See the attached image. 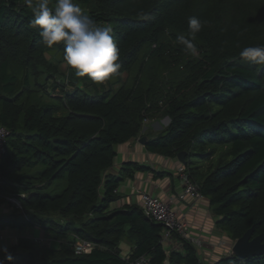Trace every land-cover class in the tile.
<instances>
[{
	"label": "trees",
	"instance_id": "trees-1",
	"mask_svg": "<svg viewBox=\"0 0 264 264\" xmlns=\"http://www.w3.org/2000/svg\"><path fill=\"white\" fill-rule=\"evenodd\" d=\"M73 2L112 29L120 69L103 84L76 77L67 65L61 70L63 42L43 43L29 27L25 0H0V125L8 130L0 206L11 207L0 208V231L39 226L47 241L19 234L0 245L12 256L9 262L0 251V264H133L139 257L147 264H264V253L231 252L208 263L178 234L167 252L161 225L141 205L110 206L120 181L135 171L161 174L137 161L113 172L116 145L145 135L153 127L145 119L167 117L165 125L155 121L160 131L146 137L145 148L168 157L186 152L181 166L231 240L251 227L252 236L264 233V65L239 57L244 47L264 45V0ZM193 16L206 23L189 53L176 37L187 36ZM215 146L230 158L197 165L193 157L211 160ZM64 176L65 186L52 193V181ZM123 238L133 243L127 258L119 253ZM75 239L95 247L76 254Z\"/></svg>",
	"mask_w": 264,
	"mask_h": 264
},
{
	"label": "crops",
	"instance_id": "crops-1",
	"mask_svg": "<svg viewBox=\"0 0 264 264\" xmlns=\"http://www.w3.org/2000/svg\"><path fill=\"white\" fill-rule=\"evenodd\" d=\"M61 70L66 68L65 63L60 64ZM160 120L161 125L167 123V117L151 118L144 124L147 127L152 124V128H148L144 136L151 137L156 135L158 132L159 123L155 122ZM138 136L134 140H129L124 143L117 144L115 147V158L112 171L115 172L121 164L125 161H137L138 163L149 167L153 171L161 172L160 176H154V172L149 170L135 171L132 177H126L120 181L117 192L119 198L110 204L111 207L121 206L122 204H139L140 205V193L148 192L159 196L163 199H173V207L177 214L183 217L186 223L189 234L193 237H199L202 240V245L196 247L202 260L211 263L218 256L230 252V247L233 243L226 234L215 226L216 217L211 213L208 206V200L206 197L200 198L195 201H191L188 197L181 198L180 190L181 185L177 176L176 169L181 165L176 157L163 156L155 152L148 151L144 144H141ZM0 208L3 210H10L11 207L7 204L2 203ZM2 210V209H0ZM39 227V226H37ZM32 231V232H31ZM40 231V234L38 233ZM3 235L2 242L0 245L13 244L10 241L11 236L19 235L15 229L4 228L0 231ZM23 235L31 237L37 236L44 237L46 231L44 228L39 227L37 230L31 226L24 231ZM56 247L57 240H52L51 246ZM122 245L125 246L123 255L121 254ZM133 243L123 238L119 242V253L122 257H126L130 254ZM166 251L176 248L177 244L171 243L167 246Z\"/></svg>",
	"mask_w": 264,
	"mask_h": 264
},
{
	"label": "clouds",
	"instance_id": "clouds-1",
	"mask_svg": "<svg viewBox=\"0 0 264 264\" xmlns=\"http://www.w3.org/2000/svg\"><path fill=\"white\" fill-rule=\"evenodd\" d=\"M31 9L29 27L38 28L48 47L63 42V60L76 77L87 76L96 84H103L119 73V49L107 26H97L73 0H56L54 8L49 0H25ZM206 22L193 16L188 19L187 36L176 37L177 43L189 53L197 51L193 42ZM239 57L264 65V45L244 47ZM7 261L12 260L7 248L0 249Z\"/></svg>",
	"mask_w": 264,
	"mask_h": 264
},
{
	"label": "built area",
	"instance_id": "built-area-1",
	"mask_svg": "<svg viewBox=\"0 0 264 264\" xmlns=\"http://www.w3.org/2000/svg\"><path fill=\"white\" fill-rule=\"evenodd\" d=\"M147 120L148 119H145L144 122ZM7 135L8 130L4 126L0 125V154L4 152ZM176 172L181 185V198L188 197L191 201H195L204 197L200 193L197 184L192 180L183 166L180 165L179 168L176 169ZM5 200L14 207H20L19 201L16 199V197L7 196L5 197ZM172 204L173 199L171 198L163 199L148 192L140 193V205L142 207V211L146 217L161 225V242L164 245H171V243L178 245V242H176L174 239L175 234H178L179 236L191 242L195 247H200L202 245V240L199 237H193L189 234L183 217L177 214ZM2 238L3 237L0 235V240ZM16 238V236L13 237V243L16 242ZM34 239L47 242L44 238ZM93 247H95V245L91 241L75 239L74 252L76 254L88 253ZM125 258H127V256ZM132 263L147 264L145 257L136 258Z\"/></svg>",
	"mask_w": 264,
	"mask_h": 264
},
{
	"label": "water",
	"instance_id": "water-1",
	"mask_svg": "<svg viewBox=\"0 0 264 264\" xmlns=\"http://www.w3.org/2000/svg\"><path fill=\"white\" fill-rule=\"evenodd\" d=\"M138 141L145 144L146 136L139 137ZM185 151H179L176 155L181 165L185 164ZM252 227L247 229L241 236L236 238L231 247L230 252L238 258H251L264 253V233L252 236Z\"/></svg>",
	"mask_w": 264,
	"mask_h": 264
},
{
	"label": "rangeland",
	"instance_id": "rangeland-1",
	"mask_svg": "<svg viewBox=\"0 0 264 264\" xmlns=\"http://www.w3.org/2000/svg\"><path fill=\"white\" fill-rule=\"evenodd\" d=\"M54 6H55V4H53ZM50 8H54L53 6H51ZM66 69V68H65ZM122 77H125V73H123V75H122ZM113 86L114 87H117L118 86V84L116 83V84H113ZM148 120H149V118H148ZM150 121V120H149ZM149 121H146V122H144V123H148ZM158 131H160V129H158ZM157 134V133H156ZM196 145H195V147H197L198 146V144H199V142H197V143H195ZM207 147H209V145H206V148ZM210 147H211V145H210ZM215 148V151H214V156H213V158L211 159V160H206V159H199L198 157H193V159L194 160H196L197 161V165H202V166H206L207 164H211L212 165V167H214V166H216V164L220 161V160H224V159H229L230 158V156L229 155H225V152H226V150H225V148L226 147H224V146H215L214 147ZM192 171H195L196 169H191ZM202 170H204V169H202ZM197 171L198 172H201V170L200 169H197ZM199 178V177H198ZM65 184H66V177L64 176V177H60V178H58V179H55V180H53L52 181V183L50 184V186H49V190L52 192V193H55V192H58L59 190H61L64 186H65ZM33 227H35L37 230H39V227H37V226H33ZM27 228H29V227H27ZM27 228H24V229H21L20 231L21 232H19V234H22L23 235V233H24V231L25 230H27ZM32 232V231H31ZM39 234H40V231L38 232ZM1 236L3 237V235L1 234ZM13 237L14 236H11L10 237V241H13L12 239H13ZM34 238H41V237H38V235L37 236H34ZM54 240V239H53ZM2 242V239L0 240V243ZM57 244H58V242H57ZM55 245L53 244V246L52 247H54ZM122 252H121V254L123 255V253H124V251H125V246L124 245H122Z\"/></svg>",
	"mask_w": 264,
	"mask_h": 264
}]
</instances>
